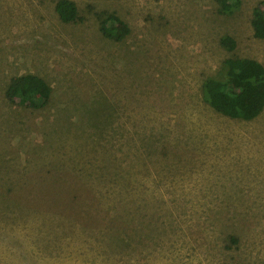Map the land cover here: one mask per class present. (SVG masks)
Instances as JSON below:
<instances>
[{
  "label": "rangeland",
  "instance_id": "1",
  "mask_svg": "<svg viewBox=\"0 0 264 264\" xmlns=\"http://www.w3.org/2000/svg\"><path fill=\"white\" fill-rule=\"evenodd\" d=\"M55 1L0 0V264H263L264 109L227 117L202 83L226 58L264 66V0H72L75 23ZM29 73L42 107L7 91Z\"/></svg>",
  "mask_w": 264,
  "mask_h": 264
},
{
  "label": "trees",
  "instance_id": "2",
  "mask_svg": "<svg viewBox=\"0 0 264 264\" xmlns=\"http://www.w3.org/2000/svg\"><path fill=\"white\" fill-rule=\"evenodd\" d=\"M219 11L231 13L237 7L238 0H216ZM54 11L65 23L83 21L72 0H56ZM99 31L108 39L120 41L129 32L128 26L109 11L95 12ZM254 35L264 39V8L254 7L251 18ZM220 44L227 50H233L236 42L230 35H223ZM223 68L216 76L206 78L202 83L203 99L215 111L241 120H252L264 109V66L253 58H226ZM10 98L19 106L39 108L47 104L49 91L47 82L36 74H24L10 79L7 88ZM45 93V95H44ZM232 242L236 238L229 237ZM247 264V263H240ZM264 264V262H263Z\"/></svg>",
  "mask_w": 264,
  "mask_h": 264
}]
</instances>
